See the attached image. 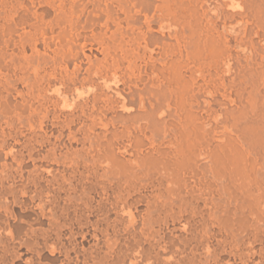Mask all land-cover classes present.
Instances as JSON below:
<instances>
[{"label": "bare ground", "instance_id": "6f19581e", "mask_svg": "<svg viewBox=\"0 0 264 264\" xmlns=\"http://www.w3.org/2000/svg\"><path fill=\"white\" fill-rule=\"evenodd\" d=\"M263 17L0 0V264H264Z\"/></svg>", "mask_w": 264, "mask_h": 264}, {"label": "rangeland", "instance_id": "374dc122", "mask_svg": "<svg viewBox=\"0 0 264 264\" xmlns=\"http://www.w3.org/2000/svg\"><path fill=\"white\" fill-rule=\"evenodd\" d=\"M245 14H246V13H245ZM248 15H249V14L245 15L246 18H247V19H248V18H251L250 21L252 22V20H254L255 18H254L253 16H251V15H250L251 17L248 16ZM244 18H245V17H244ZM244 18H243V19H244ZM246 18H245V19H246ZM252 18H253V19H252ZM245 19H244V20H245ZM247 19H246L245 21H246L247 23H250V21L247 20ZM263 19H264V17H263ZM207 83H208V82H206V84H207ZM206 84H205V86H204V89H205L204 91H205V92L207 91L206 88H208V84H207V85H206ZM173 87H174V91H175V89H176V91H177V89H179L180 92H182V90H181L182 87H181V88H178L177 86H173ZM202 90H203V89H202ZM181 95H182V94H181ZM176 99H177V98H175V97H174V99H173V104H174V106H175V104L177 105V103L179 104L178 99H177V100H176ZM174 106H173V114H174V113H175L176 115H177L178 113L180 114V111L177 112L179 108L177 109V108H175ZM178 106H179V105H178ZM175 111H176V112H175ZM120 135H121L122 137L125 136L126 138H128V133H127V131L123 132V134H119V136H120ZM121 136H120V137H121ZM117 137H118V136H117ZM117 137H116V138H117ZM120 137H119V138H120ZM122 137H121L120 139L117 138V140H120V141H124V142H125L127 139H126L125 137H124V138H122ZM121 139H123V140H121ZM124 139H125V140H124Z\"/></svg>", "mask_w": 264, "mask_h": 264}]
</instances>
